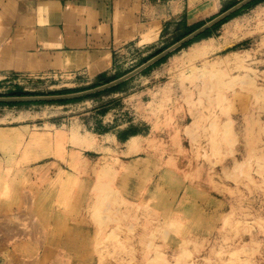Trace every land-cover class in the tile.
I'll use <instances>...</instances> for the list:
<instances>
[{
    "label": "rangeland",
    "instance_id": "obj_1",
    "mask_svg": "<svg viewBox=\"0 0 264 264\" xmlns=\"http://www.w3.org/2000/svg\"><path fill=\"white\" fill-rule=\"evenodd\" d=\"M235 2L205 7L203 23ZM191 27L170 21L76 72L9 76L0 97L102 86ZM205 32L102 92L0 103L12 264H264V0Z\"/></svg>",
    "mask_w": 264,
    "mask_h": 264
},
{
    "label": "crops",
    "instance_id": "obj_2",
    "mask_svg": "<svg viewBox=\"0 0 264 264\" xmlns=\"http://www.w3.org/2000/svg\"><path fill=\"white\" fill-rule=\"evenodd\" d=\"M216 1L0 0V83L85 69L123 44L158 38L170 21L202 24Z\"/></svg>",
    "mask_w": 264,
    "mask_h": 264
},
{
    "label": "water",
    "instance_id": "obj_3",
    "mask_svg": "<svg viewBox=\"0 0 264 264\" xmlns=\"http://www.w3.org/2000/svg\"><path fill=\"white\" fill-rule=\"evenodd\" d=\"M252 1H254V0H241L240 2L236 3L234 6L229 8L228 10L217 15L216 17H214L209 22L203 24L201 27L194 30L193 32H191L190 34H188L187 36H185L184 38H182L181 40H179L178 42H176L175 44H173L169 48L165 49L164 51H162L158 55L154 56L153 58H151L150 60H148L147 62L142 64L141 66L137 67L136 69L132 70L131 72L127 73L126 75H124V76H122L116 80H113L107 84H104L102 86H99V87H96V88H93L90 90L72 93V94H67V95H60V96L0 97V103L52 102V101L70 100V99L86 97V96L93 95V94L102 92L104 90L110 89L114 86H117V85L127 81L128 79L132 78L133 76L137 75L141 71L145 70L146 68H148L149 66H151L155 62L159 61L163 57L167 56L168 54H170L174 50L182 47L187 42L195 39L200 34L205 32L207 29H209L213 25L217 24L218 22L222 21L223 19L230 16L231 14H233L234 12H236L237 10H239L240 8H242L243 6H245L246 4H248Z\"/></svg>",
    "mask_w": 264,
    "mask_h": 264
},
{
    "label": "bare ground",
    "instance_id": "obj_4",
    "mask_svg": "<svg viewBox=\"0 0 264 264\" xmlns=\"http://www.w3.org/2000/svg\"><path fill=\"white\" fill-rule=\"evenodd\" d=\"M72 59V58H71ZM71 59H69V63L71 62ZM134 138H132L133 140ZM5 142V140L3 139V136H0V143L3 144ZM27 146L28 144L24 145L23 147V152L24 153H27ZM35 159V158H34ZM3 176V174H2ZM1 178V176H0ZM1 181V180H0ZM26 198V197H25ZM28 200V199H27ZM12 222L11 221H4L1 225H0V250L2 249L1 246L5 243L6 241V237L8 235H11V234H14L15 231H17L16 229H13L12 227ZM10 228V229H9ZM14 245V244H13ZM15 246V245H14ZM16 247V246H15ZM31 248V246H23V247H20V249L18 250L17 248H15V250H17L18 252H21V250H29ZM7 249V247H6ZM5 249V250H6ZM5 253V256L7 257V261L5 258L2 257V254ZM15 254L14 252L10 251L9 249H7V251L5 252H0V262H2L3 264H12L14 262H16V258L14 257ZM18 257V256H17ZM19 258V257H18ZM17 264H28V262H24L22 263L20 260H18Z\"/></svg>",
    "mask_w": 264,
    "mask_h": 264
},
{
    "label": "trees",
    "instance_id": "obj_5",
    "mask_svg": "<svg viewBox=\"0 0 264 264\" xmlns=\"http://www.w3.org/2000/svg\"><path fill=\"white\" fill-rule=\"evenodd\" d=\"M202 25H203V23L191 27V28L189 29V31H188L187 34H190V33L193 32L194 30H196V29H198L199 27H201ZM205 34H206V32L202 33L200 36L196 37L194 40H195V41H196V40H199V39L202 38V36H204Z\"/></svg>",
    "mask_w": 264,
    "mask_h": 264
}]
</instances>
